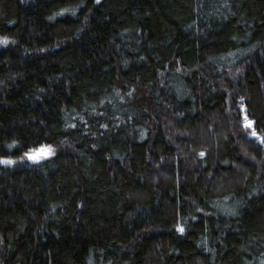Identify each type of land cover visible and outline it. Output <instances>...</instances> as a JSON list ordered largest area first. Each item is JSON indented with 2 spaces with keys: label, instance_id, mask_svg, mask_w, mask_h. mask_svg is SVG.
I'll use <instances>...</instances> for the list:
<instances>
[{
  "label": "trees",
  "instance_id": "16d2710c",
  "mask_svg": "<svg viewBox=\"0 0 264 264\" xmlns=\"http://www.w3.org/2000/svg\"><path fill=\"white\" fill-rule=\"evenodd\" d=\"M5 38L0 264H264V0H0Z\"/></svg>",
  "mask_w": 264,
  "mask_h": 264
},
{
  "label": "snow or ice",
  "instance_id": "6c2138e0",
  "mask_svg": "<svg viewBox=\"0 0 264 264\" xmlns=\"http://www.w3.org/2000/svg\"><path fill=\"white\" fill-rule=\"evenodd\" d=\"M97 3H99V0H96ZM3 43H7V39L5 38L3 41H0ZM241 100H243V97H241ZM242 107H244L242 105ZM244 124H245V128H251L252 131L250 132V135L253 137H256L259 139L260 143H264V136H260L259 133L255 130V126L257 124V121L249 119L247 113H245L244 115ZM52 150H51V146H45L42 147L41 149H39L38 154H31V153H25L26 156H28L29 159L33 160V161H37L39 159H41L42 157H46V156H51ZM201 156L205 155L204 152L200 153ZM21 159H23V157H21ZM0 163L3 164H12L14 163V161L8 157H0ZM178 229L180 232L184 231V228L182 225H178Z\"/></svg>",
  "mask_w": 264,
  "mask_h": 264
},
{
  "label": "rangeland",
  "instance_id": "374dc122",
  "mask_svg": "<svg viewBox=\"0 0 264 264\" xmlns=\"http://www.w3.org/2000/svg\"><path fill=\"white\" fill-rule=\"evenodd\" d=\"M245 125V124H244ZM249 136L251 137V138H256V137H253V136H251L250 134H249ZM259 140V139H258Z\"/></svg>",
  "mask_w": 264,
  "mask_h": 264
},
{
  "label": "water",
  "instance_id": "95a60500",
  "mask_svg": "<svg viewBox=\"0 0 264 264\" xmlns=\"http://www.w3.org/2000/svg\"><path fill=\"white\" fill-rule=\"evenodd\" d=\"M39 152V151H38Z\"/></svg>",
  "mask_w": 264,
  "mask_h": 264
}]
</instances>
